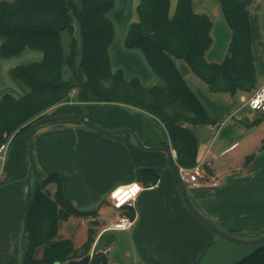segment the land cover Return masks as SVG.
Instances as JSON below:
<instances>
[{
	"label": "crops",
	"instance_id": "crops-1",
	"mask_svg": "<svg viewBox=\"0 0 264 264\" xmlns=\"http://www.w3.org/2000/svg\"><path fill=\"white\" fill-rule=\"evenodd\" d=\"M177 1L171 0V14ZM115 2L112 17L120 39H114L110 49L114 66L122 68L128 77L139 76L145 85L155 84L154 73L142 55L138 51H127L124 44L130 24L139 20L140 0ZM193 3L194 8L198 5V10L202 11L209 7L215 17L219 16L221 8L213 0H193ZM251 25L259 87L264 83V32L255 13L251 14ZM230 37L227 22L221 23L219 28L213 22L212 44L206 51V59L221 62L227 54ZM41 58L42 53L37 49H26L11 57L0 56V99L6 93L15 96L27 93L28 88L14 78L11 70ZM185 81L214 118L212 124L217 125L215 129L208 125L193 129L197 137V164H207L219 185L188 186L190 200L218 228L246 238L259 237L264 234V115L253 111L242 100L246 95L235 97L213 92L191 70ZM48 113L83 114L110 129L129 127L145 144L168 143L176 160V151L164 125L155 116L135 107L74 99L52 107ZM24 140L22 134L10 139L0 167V264L13 263L17 259L20 264L25 179L29 169ZM30 150L35 162L33 191L51 174L57 173L65 195L78 209L97 212L96 216L59 220L56 235L48 245L70 239L75 248H81L88 240L92 221L108 225L119 214L114 213L112 219L105 217L108 193L116 185L137 180L145 189L129 209L134 214L133 226L104 232L92 249L109 246L110 253L118 252L119 256L112 262L109 260V264H202L210 251V264H228L229 256L225 252L233 247L217 238L189 211L165 153L143 150L131 136L101 134L78 120H57L40 125L32 135ZM142 170L158 175L157 184L140 180ZM47 188L54 195L56 184L51 182ZM110 232L116 234L110 235ZM46 246L35 249V259L42 258ZM233 251L236 259L249 253L247 249L235 247Z\"/></svg>",
	"mask_w": 264,
	"mask_h": 264
},
{
	"label": "trees",
	"instance_id": "trees-1",
	"mask_svg": "<svg viewBox=\"0 0 264 264\" xmlns=\"http://www.w3.org/2000/svg\"><path fill=\"white\" fill-rule=\"evenodd\" d=\"M217 1L231 32L227 54L221 62L206 59L212 44L213 21L208 14L195 10L193 0H178L173 14L171 0H140L139 20L130 24L124 44L127 51H139L153 71L156 83L148 86L139 76L128 77L112 61L115 0H0V56H15L26 49L42 53L41 60L19 64L11 70L28 92L21 96L6 93L0 99V145L17 134L26 136L29 125L47 116L48 110L58 104L74 99L116 103L160 120L179 166L194 167L197 137L193 128L215 120L187 85L179 64H186L213 92L240 97L250 96L258 88L251 25L257 0ZM75 24L80 39L74 35ZM63 31L70 35L67 51ZM139 179L155 185L159 177L142 170ZM51 182L56 184L53 196L47 188ZM128 212L134 217L132 210ZM96 215V211L78 209L65 195L60 175L51 174L36 191L32 189L25 264H68L90 255L98 230L89 228L88 240L79 249L70 239L48 243L56 235L59 220ZM91 225L98 226L99 222L92 221ZM42 245L47 246L37 260L34 251ZM9 264H18V259ZM89 264H109V255L94 253ZM234 264H264V243Z\"/></svg>",
	"mask_w": 264,
	"mask_h": 264
},
{
	"label": "water",
	"instance_id": "water-1",
	"mask_svg": "<svg viewBox=\"0 0 264 264\" xmlns=\"http://www.w3.org/2000/svg\"><path fill=\"white\" fill-rule=\"evenodd\" d=\"M261 8V3H257V5L254 7V10ZM179 70L181 72V75L185 77L190 73V68L184 64H179ZM57 120H78L82 122L84 125H86L88 128L97 131L101 134L105 135H130L136 144L143 150L146 151H161L166 154L168 163L170 165V168L174 174L178 190L182 196V199L186 206L188 207L189 211L194 215V217L209 231H211L217 238H221L224 240H227L229 242H233L236 244L246 245V246H257L259 244L264 243V234L252 238V239H243L238 237L237 235H234L233 233L224 231L214 224H212L202 213H200L196 207L193 205V203L190 200V197L188 195L187 187L180 175L178 164L174 158V155L172 153V150L169 146L165 145H146L140 137L134 132L133 129L129 127L125 128H115L110 129L101 126L96 121L86 117L83 114L78 113H59V114H53V115H47L41 118H38L34 120L28 127L25 140H24V151L25 154L29 160V169L28 173L25 179V207H24V214H23V229L21 234V240H20V264H25L27 261V254H28V244H27V233L29 230V224H30V211H31V204H32V177L35 172V162L33 154L30 150V140L32 138V135L37 127L40 125L57 121ZM90 255L83 257L81 260H72L68 264H89L90 262ZM55 264H61L59 262H56Z\"/></svg>",
	"mask_w": 264,
	"mask_h": 264
},
{
	"label": "built area",
	"instance_id": "built-area-1",
	"mask_svg": "<svg viewBox=\"0 0 264 264\" xmlns=\"http://www.w3.org/2000/svg\"><path fill=\"white\" fill-rule=\"evenodd\" d=\"M72 94H76V91H73ZM241 98L253 111L264 115V83L261 84L250 96H242ZM208 127L215 129L217 128V125L209 124ZM9 142L10 141L0 145V167L5 160ZM179 170L186 187L198 188L206 185H219L218 179L216 176L211 175L209 167L205 163H198L192 168H183L180 166ZM144 189V185L136 180L116 185L108 193L105 205H108L119 214L105 227V229L102 230L100 235L110 230H127L133 226L134 218L130 217L125 212L133 207L134 201ZM98 237L95 241H97ZM111 251L112 248L109 246L96 250L92 249L90 257L97 252L109 255Z\"/></svg>",
	"mask_w": 264,
	"mask_h": 264
},
{
	"label": "rangeland",
	"instance_id": "rangeland-1",
	"mask_svg": "<svg viewBox=\"0 0 264 264\" xmlns=\"http://www.w3.org/2000/svg\"><path fill=\"white\" fill-rule=\"evenodd\" d=\"M213 1L215 3H217V5L220 8V5H219L218 1L217 0H213ZM260 3H262V7L259 8V9H257L256 11L253 9L252 10V13L253 14L255 13L258 16V20H259V23H260L261 30H262V32H264V0H260ZM197 6H196L195 10L197 12H203V13L208 14L211 17L212 21L214 22V25L217 26L218 28L220 27V24L221 23H226L223 15H222L221 9L219 10L220 11L219 12V16L218 17H215V15L212 13L213 10L211 8L205 7V9H201L202 11H200V10H198ZM74 35H75L76 38L80 39V33H79V28H78V25L77 24H75V32H74ZM119 37H120V34L116 33L115 39L117 40ZM69 41H70V35H69L68 31H63L62 32V42H63L64 48H65L66 51L69 49ZM49 114H51V113H48V112L46 113V115H49ZM102 124H105V123H102ZM100 125H101V123H100ZM35 180H36V176L33 177L32 182H31L32 185H33V188H35V184H34L35 183ZM104 211H105V217H107L108 219H112L114 217V213L117 212V211L111 209V207H109L108 205L105 206ZM109 222H111V221H109ZM104 225L101 224L100 222H99V225L98 226L90 225V228L92 230H98V233H97V235L95 237V240L100 235V233L102 232V230L105 229V227L107 226V223L104 222ZM109 234L112 235V234H116V233L115 232H110ZM237 236L240 237V238H243V239H252V238H246L243 235H237ZM224 241H227V240H224ZM227 242L229 243V245H231L233 247V248L228 249L226 252L223 251V253L225 252L229 256V258H228L229 259L228 264H234L238 259H240L244 255L248 254V253H245L241 257H237V259H236V257L234 256V253H233L234 252L233 251L234 247L237 248V249H245V250L247 249L250 253L252 252V250L255 247V246H246V245L236 244V243L229 242V241H227ZM122 249H123V247H122ZM91 252H92V248H91ZM211 255H212V251H210L205 256V258L202 260V264H210L209 259H210ZM118 256H119V254L116 251L110 253L109 254V260H110V262L114 261V257L117 258ZM222 257H223V260H224L225 255L222 254Z\"/></svg>",
	"mask_w": 264,
	"mask_h": 264
}]
</instances>
